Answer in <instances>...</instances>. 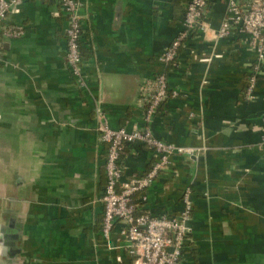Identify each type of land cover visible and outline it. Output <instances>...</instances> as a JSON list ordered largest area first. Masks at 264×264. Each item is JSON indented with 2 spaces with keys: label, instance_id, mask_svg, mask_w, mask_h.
Here are the masks:
<instances>
[{
  "label": "crops",
  "instance_id": "crops-1",
  "mask_svg": "<svg viewBox=\"0 0 264 264\" xmlns=\"http://www.w3.org/2000/svg\"><path fill=\"white\" fill-rule=\"evenodd\" d=\"M78 1V78L58 0H17L6 19L22 35L0 46V264H133L123 223L108 242L101 236L107 146L98 111L113 130L147 129L200 149L171 157L146 200L132 198L138 212L173 216L190 190L191 232L178 264H264V60L245 98L255 55L245 35L217 38L227 0H208L210 33L191 35L168 66L159 57L189 0ZM160 74L177 95L145 122L142 97ZM157 160L152 149L126 145L120 185Z\"/></svg>",
  "mask_w": 264,
  "mask_h": 264
},
{
  "label": "built area",
  "instance_id": "built-area-1",
  "mask_svg": "<svg viewBox=\"0 0 264 264\" xmlns=\"http://www.w3.org/2000/svg\"><path fill=\"white\" fill-rule=\"evenodd\" d=\"M16 1L0 0V43L1 40L15 39L22 35L21 27L6 23L8 14ZM58 2L68 21L65 29L66 62L71 73L78 78L82 75L80 3L78 0H58ZM207 4L208 0H189L179 34L159 57L163 65L168 66L175 62L180 48L191 35L198 32L207 36L210 33L208 25L203 21ZM236 34L246 36L249 47L255 55L244 92L245 98H248L253 91L257 73L264 60V0H245L243 4L238 0H227L226 13L217 29V38L223 39ZM147 91L142 97V105L145 110V122H150L158 108L169 97L177 94L169 91L164 74L158 75L152 84L148 85ZM98 119L101 142L107 144L106 183L101 199L103 203L102 238L108 242L114 224L121 222L124 224L122 235L127 245V252L134 260L133 264H178L191 232L190 190L183 192V207L173 216H152L146 211L137 214L132 198L141 193L140 201L146 200L144 191L167 167L171 157L194 156L200 152V149L161 141L147 129L131 132L124 129L113 130L105 118L100 116L99 111ZM125 143L146 145L152 149L158 160L144 175L120 185L122 175L120 154Z\"/></svg>",
  "mask_w": 264,
  "mask_h": 264
},
{
  "label": "trees",
  "instance_id": "trees-1",
  "mask_svg": "<svg viewBox=\"0 0 264 264\" xmlns=\"http://www.w3.org/2000/svg\"><path fill=\"white\" fill-rule=\"evenodd\" d=\"M184 15H185V13H184ZM0 46H1V43H0ZM130 143H125L124 145H123V148H122V151H121V154H120V160H121V157H122V153H123V150H124V147L126 146V145H129ZM106 146H107V144H105ZM143 147H145V148H148V149H150L149 147H147L146 145H142ZM137 207V206H136ZM135 207V208H136ZM142 212H144L143 210H141L140 211V209H139V212L137 211V208H136V213L137 214H141Z\"/></svg>",
  "mask_w": 264,
  "mask_h": 264
}]
</instances>
